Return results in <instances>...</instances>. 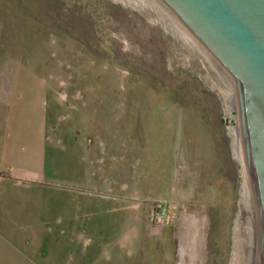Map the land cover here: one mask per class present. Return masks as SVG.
<instances>
[{
	"label": "rangeland",
	"instance_id": "rangeland-1",
	"mask_svg": "<svg viewBox=\"0 0 264 264\" xmlns=\"http://www.w3.org/2000/svg\"><path fill=\"white\" fill-rule=\"evenodd\" d=\"M154 18L112 0H0V160L5 146L37 145L46 122L82 125L98 155L144 160L149 225L153 200L169 208L166 180H185L188 230L142 264H232L243 175L223 85Z\"/></svg>",
	"mask_w": 264,
	"mask_h": 264
},
{
	"label": "crops",
	"instance_id": "crops-1",
	"mask_svg": "<svg viewBox=\"0 0 264 264\" xmlns=\"http://www.w3.org/2000/svg\"><path fill=\"white\" fill-rule=\"evenodd\" d=\"M78 126L46 122L37 145L3 148L10 179L0 181V264H142L143 250L152 257L162 236L173 245L188 230L184 179L177 185L174 172L166 180L168 226L153 229L144 199L154 181L143 175L144 160L98 155Z\"/></svg>",
	"mask_w": 264,
	"mask_h": 264
},
{
	"label": "water",
	"instance_id": "water-1",
	"mask_svg": "<svg viewBox=\"0 0 264 264\" xmlns=\"http://www.w3.org/2000/svg\"><path fill=\"white\" fill-rule=\"evenodd\" d=\"M224 70L236 92L264 264V0H158Z\"/></svg>",
	"mask_w": 264,
	"mask_h": 264
},
{
	"label": "built area",
	"instance_id": "built-area-1",
	"mask_svg": "<svg viewBox=\"0 0 264 264\" xmlns=\"http://www.w3.org/2000/svg\"><path fill=\"white\" fill-rule=\"evenodd\" d=\"M116 2H119L122 5L132 9L135 8L138 10H149L155 16L153 22L162 23L164 29L166 25L167 29H170L169 31L178 39H180V41H182V44L187 47L193 55L202 58L206 63H208L210 68L214 70L221 84L223 85L221 94L224 108L226 110V117L228 118L226 122V129L232 141V129L236 128L238 130H241L239 111L235 89L224 70L214 61L209 53L195 40V38L186 30L184 26V30L190 36L189 38L179 35L177 31L173 30L175 29L173 21V17L175 16L158 0H116ZM208 59H210L212 63H210ZM231 104L234 105L235 109L230 110ZM148 221L153 228H163L168 225L169 214L167 206L164 202H162L161 200H153L151 202L150 210L148 213Z\"/></svg>",
	"mask_w": 264,
	"mask_h": 264
},
{
	"label": "bare ground",
	"instance_id": "bare-ground-1",
	"mask_svg": "<svg viewBox=\"0 0 264 264\" xmlns=\"http://www.w3.org/2000/svg\"><path fill=\"white\" fill-rule=\"evenodd\" d=\"M116 2V0H113ZM127 4V3H126ZM174 31L179 35L189 38V34L179 21L173 17ZM165 29H167L165 25ZM170 30V29H169ZM210 63L212 61L208 59ZM235 109L231 104L230 110ZM236 118V116H235ZM233 151L239 159L242 166L243 191L240 197V212L235 220V229L233 234V248L231 252L232 264H261V252L259 234L254 211L250 174L242 142L241 130L232 129Z\"/></svg>",
	"mask_w": 264,
	"mask_h": 264
}]
</instances>
